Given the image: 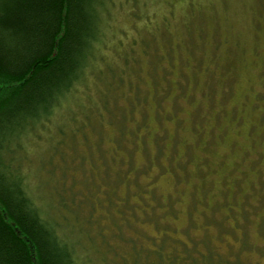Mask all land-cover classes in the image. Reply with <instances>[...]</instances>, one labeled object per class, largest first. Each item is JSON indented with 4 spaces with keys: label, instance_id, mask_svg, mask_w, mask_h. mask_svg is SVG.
<instances>
[{
    "label": "rangeland",
    "instance_id": "1",
    "mask_svg": "<svg viewBox=\"0 0 264 264\" xmlns=\"http://www.w3.org/2000/svg\"><path fill=\"white\" fill-rule=\"evenodd\" d=\"M110 7L28 193L77 264H264V0Z\"/></svg>",
    "mask_w": 264,
    "mask_h": 264
},
{
    "label": "trees",
    "instance_id": "2",
    "mask_svg": "<svg viewBox=\"0 0 264 264\" xmlns=\"http://www.w3.org/2000/svg\"><path fill=\"white\" fill-rule=\"evenodd\" d=\"M114 2L0 0V264H77L16 157L82 82Z\"/></svg>",
    "mask_w": 264,
    "mask_h": 264
}]
</instances>
